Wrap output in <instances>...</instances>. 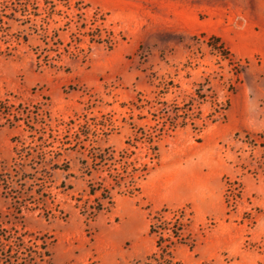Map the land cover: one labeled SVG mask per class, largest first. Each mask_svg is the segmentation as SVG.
Listing matches in <instances>:
<instances>
[{
	"label": "rangeland",
	"instance_id": "rangeland-1",
	"mask_svg": "<svg viewBox=\"0 0 264 264\" xmlns=\"http://www.w3.org/2000/svg\"><path fill=\"white\" fill-rule=\"evenodd\" d=\"M29 1L39 15L9 24L16 51L0 43V110L16 114L0 115V264H137L154 251V212L185 205L197 243L176 251L183 264H264V0ZM45 29L61 43L59 69L45 66ZM156 96L190 104L199 130L162 137L140 194L113 192V207L86 219L72 199L86 198L85 182L48 180L49 152L85 133V146L122 149L130 104ZM62 154L77 176V155ZM62 181L73 189L61 193Z\"/></svg>",
	"mask_w": 264,
	"mask_h": 264
},
{
	"label": "trees",
	"instance_id": "trees-1",
	"mask_svg": "<svg viewBox=\"0 0 264 264\" xmlns=\"http://www.w3.org/2000/svg\"><path fill=\"white\" fill-rule=\"evenodd\" d=\"M48 5L50 12H45L46 18L50 17L54 8L51 2ZM33 6L29 0H2L0 2V43L5 46L2 53H7L10 56L12 52L16 51V46L20 45L19 38L15 39L16 46L14 47L11 46V40L6 38L10 36L8 34L9 24H28L30 22L29 15L32 14L34 17L39 15L36 13L37 7ZM29 7L32 13L29 11ZM90 33V41L98 43L104 41L101 40L100 35L95 36L92 34L93 31ZM212 40L217 41L216 38H212ZM22 43H27L26 36L22 38ZM60 45L58 39L48 38L45 29V54L43 56L45 66L60 68L56 64L61 55L57 52ZM218 50L222 58L227 59L229 64L233 65L234 75L237 77L242 71L241 66L232 59L222 44ZM50 53H56V55L51 57ZM199 93L200 91L197 90V99L203 101L204 96ZM220 106L216 105V109L210 114V117L219 113L220 110L225 111L227 101L222 108ZM11 108L8 106L6 110H0V115L7 118V122L16 118V114ZM144 109H146L145 115L140 113ZM129 111L130 115L126 123L131 134L125 139L122 149L116 150L113 147H99L91 144L85 146L87 133H85L84 140L80 139L79 134H74L71 135V141L66 138L64 141H60L58 150L50 151L51 157L45 160V167L48 166L49 171L45 172V177L48 180L51 179L53 172L61 171L64 174V180L72 178L85 182V190L82 193L86 198L83 199L82 195H79L72 199L75 201V208L86 219L92 220L100 213L108 212L113 207V192L129 197L140 194L139 183L148 175L152 163L157 160L158 142L162 137L186 125H190L194 131L200 128L196 124V121L200 120L199 113L195 114L190 104H184L181 107L167 104L159 100V96H156L152 101L141 102L138 99L135 103L130 104ZM133 111H139V113L133 117ZM134 120L147 123L137 127ZM214 121V119L211 120V122ZM256 137L259 140L257 145L261 149V156L264 159V133L257 134ZM62 152H74L77 155V176L70 172V164L66 159H62L61 163L58 162L63 155ZM141 154L142 156H140ZM142 159H147V163L140 162ZM56 189H60L61 193H66L73 187L62 181ZM45 197H50V194H45ZM191 225L192 212L188 205L176 209L164 206L154 212L147 230L148 236L154 241V251L137 264H183L177 258L176 251L182 247L192 251L197 243L196 235L190 230ZM201 264L210 263L202 262Z\"/></svg>",
	"mask_w": 264,
	"mask_h": 264
}]
</instances>
